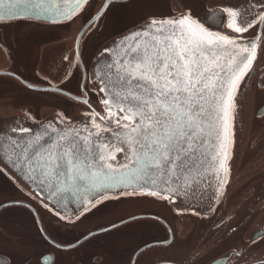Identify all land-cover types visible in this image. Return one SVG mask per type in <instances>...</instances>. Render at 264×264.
Segmentation results:
<instances>
[{
	"label": "flooded vegetation",
	"instance_id": "flooded-vegetation-1",
	"mask_svg": "<svg viewBox=\"0 0 264 264\" xmlns=\"http://www.w3.org/2000/svg\"><path fill=\"white\" fill-rule=\"evenodd\" d=\"M137 1L114 0L95 19L101 2L88 0L74 18L80 23L72 39L67 34L52 40L24 36L21 28L28 21L0 22V98L44 100L66 111L83 99L92 104L90 66L101 44L126 34L145 18L162 17L154 12L130 22L123 13L113 18L119 9L136 6ZM165 1L172 7L188 8L213 30L231 33L226 25L214 27L221 23L217 10H222L214 8L216 0H197L193 5L189 0ZM260 25L248 33H231L244 40L259 37L261 46L235 96L228 175L213 217L188 214L185 221V215H178L173 207L159 202L134 205L140 200L127 196L104 199L83 214L70 216L0 170V180L5 182V187L0 182V264H264V25L261 32ZM35 44L39 56L33 63ZM63 51L73 53L68 58L73 71L66 79L54 54ZM47 64L55 65L58 74L47 72ZM39 114L34 122L40 121ZM114 202L120 203L116 218L109 212Z\"/></svg>",
	"mask_w": 264,
	"mask_h": 264
},
{
	"label": "snow or ice",
	"instance_id": "snow-or-ice-1",
	"mask_svg": "<svg viewBox=\"0 0 264 264\" xmlns=\"http://www.w3.org/2000/svg\"><path fill=\"white\" fill-rule=\"evenodd\" d=\"M87 4L88 0H0V19L34 9L70 19ZM217 11L221 23L214 27L225 26L226 18L231 33H248L264 24V4L258 2ZM254 14L249 22L246 17ZM231 33L207 27L191 11L179 19H151L124 36L118 50H104L115 57L106 68L116 86L115 91L107 85L100 88L110 96L101 100L106 115L87 112L83 129H53L57 135L51 147H46L47 129L33 133L28 127H13V135L3 142L10 149L7 162L46 183L53 195L68 191L82 202L105 197L111 189L132 188L165 199L169 197L164 193L194 192L200 183L196 177L191 183L177 182L187 177L190 163L210 137L221 149L212 160L225 168L234 94L261 46L259 37L244 43ZM82 103L91 107L87 99Z\"/></svg>",
	"mask_w": 264,
	"mask_h": 264
},
{
	"label": "water",
	"instance_id": "water-1",
	"mask_svg": "<svg viewBox=\"0 0 264 264\" xmlns=\"http://www.w3.org/2000/svg\"><path fill=\"white\" fill-rule=\"evenodd\" d=\"M114 0H100L101 10L95 16V19L98 18L113 2ZM139 1H149V0H139ZM197 0H189L191 5L195 4ZM261 3L264 4V0H226L225 3H221L216 0L214 3V8H225V7H236V6H247L248 3ZM153 4V12L161 14L162 17L155 18L157 20L161 19H179L182 14L188 13V8H182L173 5H169L165 0H153L150 2ZM149 4V3H148ZM190 5V6H191ZM63 7V6H62ZM84 7V6H83ZM139 8V7H138ZM77 15L69 18H66L62 15H57L55 13H41L39 9L30 10L26 13H22L17 17H8L6 19H0V22H11L16 20H25L29 23L40 24L43 26H55L57 28L56 33L58 34H70L72 26L71 20L74 19ZM145 18L146 15H142ZM249 22H253L255 20V14L246 17ZM140 25L133 28L126 34L122 36H118L109 41H106L101 44L100 48L96 53V57L93 60L90 66L89 73V90L95 94V100L89 107L83 103H73L70 108L69 114L65 117L66 110L61 107L52 106L51 104H30L17 101L16 98H7L0 101V144H3V147H0V170L7 177L13 176L17 183L20 185L26 186L28 190H32L40 195L39 199L46 202L47 205L59 210L60 212H64L70 216H78L92 208L98 202L112 197L118 196H127L132 200H140L139 203H147V202H159V204L166 205L168 207H173L174 212L178 215L184 216L185 221L189 218L190 215H200L203 218L213 217L217 208L220 204V200L222 197V192L224 189V185L228 175V166L231 157V145H232V119H233V109L230 113V128H229V136L228 142L226 146L227 159L225 161V168L221 169L219 167V161H213L212 157L221 152L219 147V141L215 139V137H210L208 139V143L205 144L204 148L201 150L202 154H198V157L194 163H190V170L187 174V177H182L180 181L177 183H184L185 179L188 183H191L193 177H196L200 183L196 190L193 192L191 190L185 194L184 191H181L179 196H173L170 193H164L163 195L168 196L169 198L165 199L162 195H150L147 191L135 190L132 188H127L123 191L119 189H111L108 190L105 197L91 200L89 201H81L80 196L74 195L72 192H63L56 193L53 195L52 191L49 189L48 185L41 184L39 181H34L25 173L14 169L10 163L7 162L6 153L9 152V146L5 141V138L9 135H13L11 133V129L13 127H28L33 130V133H38L47 129V135L45 139L48 140V144L46 147H51L56 140V132L53 129H64L67 125H71L77 129H83L84 123L87 122V117L85 113L87 112H98L101 115H106L105 106L101 103V100L104 98H109L110 96L106 92H101L100 88L108 86L109 91H115V77L113 75V79L110 81L108 77L109 69L106 68V65L110 64L114 60L113 55H109L105 53V49H110L112 51H116L117 44L122 41L124 36L129 35L130 33L136 32L143 27H145L151 19H144ZM226 25V19H225ZM260 25L259 31L261 32L262 26ZM89 26L84 28L81 31V36L83 33L88 30ZM80 36V37H81ZM80 41V40H79ZM248 40L242 39V42L246 43ZM131 39H129L128 43H131ZM258 43V40H257ZM59 57V66L60 62L62 63V59H64L65 54L62 53H54ZM72 56V55H71ZM69 54H67L65 61L68 63ZM64 61V62H65ZM72 63V60L69 62ZM68 63V64H69ZM47 72L55 71V65L47 64ZM62 66V65H61ZM67 74V70H66ZM67 76V75H66ZM248 76V75H247ZM240 82V84L247 78ZM26 84V83H25ZM239 84V86H240ZM28 85V84H27ZM31 86V85H28ZM239 88V87H238ZM48 89V88H47ZM52 90L53 88H49ZM58 93L64 94V96L68 97L71 100L76 99L75 96H72L68 93L57 91ZM237 93V92H236ZM236 93L234 96H236ZM77 100V99H76ZM79 100V99H78ZM85 100V99H83ZM82 100V101H83ZM88 100V99H87ZM89 101V100H88ZM235 101V99H234ZM113 111H116L115 107H113ZM37 112L39 114L40 121L34 122L33 120L37 117ZM115 127V123L113 122ZM87 135V132L83 133ZM49 137L51 139H49ZM43 143V141H41ZM118 159H122L119 153L116 154ZM197 173L199 176L197 177ZM175 187V184L173 185ZM138 203V202H137Z\"/></svg>",
	"mask_w": 264,
	"mask_h": 264
},
{
	"label": "rangeland",
	"instance_id": "rangeland-1",
	"mask_svg": "<svg viewBox=\"0 0 264 264\" xmlns=\"http://www.w3.org/2000/svg\"><path fill=\"white\" fill-rule=\"evenodd\" d=\"M150 2H153V0H149V1H147V2H145V1H137L136 2V6H133V5H129L128 7H122L121 9H119L118 11H117V15L116 14H114V17L113 18H118V16L119 15H121L122 13L127 17V18H129L128 19V22H130V21H132V20H134V19H136V18H140V17H144V16H142V15H150L151 13H154L153 12V4H151ZM149 3V4H148ZM134 4V3H133ZM139 7V8H138ZM116 20V19H115ZM130 20V21H129ZM77 22H78V24H77ZM22 23H24V22H22ZM79 21H78V19L76 20V19H74L73 21H71V26H72V28H71V33L70 34H68V35H70L71 37V39H72V37L75 35V34H73V32L75 31V29L76 28H78L79 27ZM24 26L21 28V33L20 34H22V35H32V34H34V35H37V37H39V39H41V40H45V39H49V40H52V39H54L53 37H56V36H58V33H56V31L55 30H57V28H55V26H43V25H40V24H34V23H29V22H26L25 24H23ZM27 25L29 26V31H28V27H27ZM27 27V28H26ZM64 35H66V34H64ZM73 35V36H72ZM37 45L35 44L33 47H32V49H31V61L33 62V63H35L36 61H37V58H38V56H39V52H38V49H37ZM63 53L65 54V57H64V59H62V66L60 67L61 69H62V74L64 75V77H65V79L68 77V76H70V74H71V72L73 71V62L70 64L69 63V60H68V63H67V61H65V59H66V56H67V54L69 53V52H67V51H63ZM71 57H73V53L72 54H69ZM69 58V57H68ZM65 61V62H64ZM66 67V68H65ZM56 69H58V68H56ZM55 69V71H52V72H54V74L55 75H57L58 74V72H57V70ZM66 70H67V74H66ZM72 70V71H71ZM53 74V75H54ZM67 75V76H66ZM89 80H90V78H89ZM93 97H94V100H95V94L93 93ZM4 99H7V97H4L3 99H1L0 98V101H2V100H4ZM21 102H24V103H30V104H33V105H36V104H51V103H48V102H44V100L43 101H40V100H35V99H30V100H23V101H21ZM71 103V102H70ZM74 103V102H73ZM73 103H71L70 104V107H69V109L66 111L67 113H69V111H70V108H71V106L73 105ZM52 106H54V105H52ZM65 112V113H66ZM0 182L1 183H3L2 182V180H0ZM3 185H4V187H5V182L3 183ZM6 187H8L7 186V184H6ZM114 204L115 205H113L112 207H110V209H109V212H113L112 213V215L111 216H115L114 218H116V217H119V210H118V207L116 206V205H118V206H120V203L118 202L117 204H116V202H114ZM132 204H134V205H141V203H137V202H135L134 201V203L132 202ZM147 204H151V202H147ZM147 204H145V203H142V206H145V205H147ZM104 212H107V211H104ZM108 214V215H109ZM115 214V215H114ZM107 220V218H105V219H103V220H100L99 222H103V221H106Z\"/></svg>",
	"mask_w": 264,
	"mask_h": 264
}]
</instances>
